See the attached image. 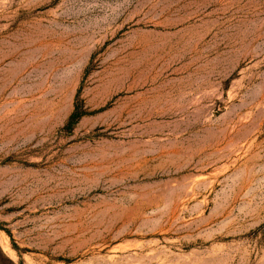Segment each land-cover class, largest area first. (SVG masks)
<instances>
[{
	"label": "rangeland",
	"instance_id": "1",
	"mask_svg": "<svg viewBox=\"0 0 264 264\" xmlns=\"http://www.w3.org/2000/svg\"><path fill=\"white\" fill-rule=\"evenodd\" d=\"M0 264H264V0H0Z\"/></svg>",
	"mask_w": 264,
	"mask_h": 264
},
{
	"label": "trees",
	"instance_id": "2",
	"mask_svg": "<svg viewBox=\"0 0 264 264\" xmlns=\"http://www.w3.org/2000/svg\"><path fill=\"white\" fill-rule=\"evenodd\" d=\"M75 116H72L71 119H74Z\"/></svg>",
	"mask_w": 264,
	"mask_h": 264
}]
</instances>
